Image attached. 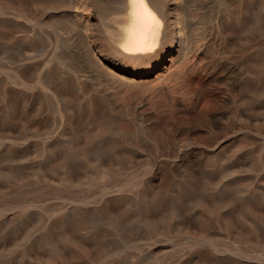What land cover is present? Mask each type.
<instances>
[{
  "label": "rangeland",
  "instance_id": "obj_1",
  "mask_svg": "<svg viewBox=\"0 0 264 264\" xmlns=\"http://www.w3.org/2000/svg\"><path fill=\"white\" fill-rule=\"evenodd\" d=\"M44 1L0 0V264H264V0H180L205 56L136 90Z\"/></svg>",
  "mask_w": 264,
  "mask_h": 264
},
{
  "label": "bare ground",
  "instance_id": "obj_2",
  "mask_svg": "<svg viewBox=\"0 0 264 264\" xmlns=\"http://www.w3.org/2000/svg\"><path fill=\"white\" fill-rule=\"evenodd\" d=\"M51 4L52 0L44 1L46 8ZM68 8L71 30L86 33L94 64L118 89L143 88L152 75L172 78L190 55L205 56L203 45H194L188 38L180 0H69ZM92 12L100 18L116 14L117 27L99 20L96 25ZM207 74L218 83L224 81L219 69ZM206 95L203 88L194 93L196 98Z\"/></svg>",
  "mask_w": 264,
  "mask_h": 264
}]
</instances>
